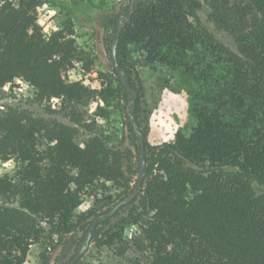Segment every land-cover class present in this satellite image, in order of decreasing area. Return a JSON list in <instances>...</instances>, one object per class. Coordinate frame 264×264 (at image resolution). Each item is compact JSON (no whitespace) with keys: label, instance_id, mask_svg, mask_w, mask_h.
<instances>
[{"label":"trees","instance_id":"trees-1","mask_svg":"<svg viewBox=\"0 0 264 264\" xmlns=\"http://www.w3.org/2000/svg\"><path fill=\"white\" fill-rule=\"evenodd\" d=\"M44 1L0 0V87L21 80L34 90L37 102H60L59 110H51L53 118L18 107L0 111V164L15 165L11 174L0 175V264H24L31 246L48 244L45 264H70L76 255L68 257L71 249L83 245L94 220L131 193L127 172L139 178V133L147 167L141 193L103 219L91 243L112 245L134 226L137 232L128 243L145 264H264V127L257 108L264 99V0L141 3L118 45L130 88L112 64L117 91L70 79V69L80 61L74 26L63 21L47 35L38 21ZM49 1L69 17L80 8ZM93 9L111 53L130 5L110 12ZM201 9L232 38L236 51L203 26ZM129 48L173 68L188 67L189 55L198 52L225 66L220 90L194 106L196 124L189 133L178 131L171 142L150 144L149 112L138 73L127 61ZM82 67L84 73L96 72L93 60ZM107 93L124 101L125 129L116 147L97 127L106 111L98 108L99 114L89 116L87 109L92 100L106 103ZM81 133L87 137L82 143ZM124 141L130 147L127 171ZM109 185L124 192L114 196ZM87 190L99 192L108 209L80 211Z\"/></svg>","mask_w":264,"mask_h":264},{"label":"rangeland","instance_id":"rangeland-1","mask_svg":"<svg viewBox=\"0 0 264 264\" xmlns=\"http://www.w3.org/2000/svg\"><path fill=\"white\" fill-rule=\"evenodd\" d=\"M63 1L73 6L79 4L80 8L76 10L77 13L69 17L65 10L53 2L45 0L38 8V21L47 35L61 28L63 21H72L74 26L73 37L78 46V59L80 61L70 69V79L81 80L87 86L97 90L117 91L119 87L118 75L112 67L111 53L107 51L104 44L105 32L100 29L98 22L92 17L97 14L93 8L98 7L110 12L130 5L131 1ZM198 17L203 26L219 42L236 51V45L232 38L227 33L217 29L209 21L205 9H201L198 12ZM89 60H93L95 66L96 72L93 74L84 73L82 67ZM127 61L135 67L138 73L143 99L149 112L147 117L148 140L154 146L173 141L178 131L189 133L196 124L193 114L194 106L210 92L213 93L220 90L221 84H223L227 75L225 66L205 52L189 55L188 67L181 68H173L159 62H149L144 54L135 51L133 48H129L127 52ZM104 97L106 103L101 99L92 100L87 109L89 110V116H92L95 112L99 114L98 108H103L106 111L107 118H98L97 127L99 130L104 131L105 136L109 138L110 144L116 147L122 143L125 129L126 119L121 110L124 101L118 97L117 93H107ZM7 107H18L26 109L36 116L53 118L56 115L51 114V110H59L60 102L57 100L44 103L37 102L34 90L24 81L19 80L0 87V111L5 110ZM257 108L258 117L262 120L261 126L264 127V99L257 105ZM85 139L87 137L81 133L79 141L82 143ZM123 143L122 150L128 154L124 166L127 171L130 147L128 145L129 142L124 141ZM14 167L15 165L12 161L0 164V175L11 174ZM126 176L129 186L133 190L138 176L131 175L129 172H127ZM109 188L114 196L124 192V189H116L111 185H109ZM101 208H104L103 210L108 209L105 203L100 200V193L96 191L94 193V190H87L83 195L80 211L99 210ZM117 221L115 219L113 224ZM114 231L118 232V229L114 228ZM136 232L137 228L128 226L123 233L122 241L116 240L112 245H100L92 242L79 264H137V259H140V264H145L144 259H141L140 255L135 254L133 248L130 247V243H128ZM47 246H31L24 264H45L43 255L45 252H50L52 247L49 244ZM81 247L73 246L68 257L75 253L77 255Z\"/></svg>","mask_w":264,"mask_h":264},{"label":"water","instance_id":"water-1","mask_svg":"<svg viewBox=\"0 0 264 264\" xmlns=\"http://www.w3.org/2000/svg\"><path fill=\"white\" fill-rule=\"evenodd\" d=\"M149 0H131L130 3V9L129 12H127L126 14L122 15L121 17V21H120V25L117 29V31L114 34L113 37V41L111 44V58H112V64L114 66V68L117 70V72H119V74L121 75V81L123 83V85L127 88H130L129 86V82L125 76L124 71L122 70L119 61H118V45H119V40H120V36L122 33V30L127 22L128 19H130L132 17V15L134 14L135 9L143 2H146ZM131 104L129 105V114L131 117L132 122L134 123V119L133 116L131 115ZM140 135V139H141V169H140V176L138 178V181L135 185V187L133 188V190L131 191V193L125 197L123 200H121L119 203H117L112 210H110L108 213L101 215L99 217H97L93 224L91 225L88 235L85 239V242L83 243L82 247L80 248L79 252L77 253V255L75 256V258L70 262V264H77L78 261L81 260V258L84 256V254L86 253L88 247L91 244V240H92V236L93 233L95 231V229L98 227V225L100 224V222L103 219H107L112 217L117 211H119L120 209L124 208L125 206L129 205L131 202H133L138 195L141 193V190L143 188V185L145 183L146 180V172H147V167H146V148H145V143H144V139L141 133H139Z\"/></svg>","mask_w":264,"mask_h":264}]
</instances>
